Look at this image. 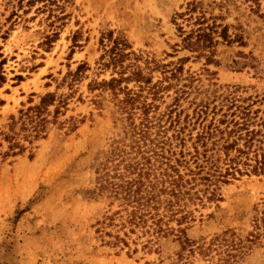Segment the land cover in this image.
<instances>
[{
    "label": "rangeland",
    "instance_id": "374dc122",
    "mask_svg": "<svg viewBox=\"0 0 264 264\" xmlns=\"http://www.w3.org/2000/svg\"><path fill=\"white\" fill-rule=\"evenodd\" d=\"M253 5L248 0H0V76L5 77L0 82V264H264V227L256 235L253 222L264 202V174L250 172L220 184L218 200L202 193L203 203L188 201L174 221L166 220L163 237L152 248L144 247L149 236L141 233L129 246L114 245L118 228L110 218L119 208L108 194H98V168L129 122L109 91L89 89L95 80L112 78L111 69L98 67L102 40L107 46H131L143 57V67L145 60L161 66L150 74L154 83L180 67L178 78L164 81L172 85L157 100L154 121L160 125L154 132L160 129L188 160L197 147L204 154L198 141L203 125L228 109L246 107L264 123V7L257 13ZM201 25H217L219 32L228 27L233 40L216 38L214 62L185 47L188 34ZM55 33L57 39L46 42ZM82 63L91 70L72 91L63 80ZM47 93L67 96V106L50 109L46 133L30 144L20 125L10 130L11 118ZM201 106L208 107L205 121L197 114ZM7 135L14 138L6 140ZM16 143L21 151L13 148ZM222 144L217 135L207 149L225 171ZM219 235L230 248L214 246L207 257L197 251ZM228 250L237 256L225 263Z\"/></svg>",
    "mask_w": 264,
    "mask_h": 264
},
{
    "label": "trees",
    "instance_id": "16d2710c",
    "mask_svg": "<svg viewBox=\"0 0 264 264\" xmlns=\"http://www.w3.org/2000/svg\"><path fill=\"white\" fill-rule=\"evenodd\" d=\"M248 1L254 4V12L260 13L264 7V0ZM218 29L217 25H201L188 34L185 47L205 56L208 62H214L213 49L218 43L216 38L220 37L228 43L233 41L228 36V27H222L220 32ZM57 37V33L47 36L46 42H54ZM3 39H7L6 36ZM102 46L104 54L98 67L100 70L111 69L112 78L95 80L89 84V89L109 91L120 112L126 114L129 126L124 137L113 141L111 150L99 164L97 192L99 195L106 193L112 197V206L118 204L119 210L110 218L112 226L118 228L117 234H112L113 244L129 246V239L134 235H138L140 239L138 233H141L149 236L144 247L152 248L163 237L164 225L174 221L187 208L188 201L203 203L202 193L207 195V200H218L220 184L228 183L229 178L246 172L264 174V123H258L251 110L246 107L236 106L234 112L230 108L219 120L215 121L213 118L209 124L203 125L198 141L206 148L205 153L201 154L197 147L195 154H191V159L188 160L186 153L181 152L180 155L172 149L169 139L161 136L160 129L154 132L160 125L154 121L155 118L159 119L155 113L158 110L157 100L162 98L161 92L172 85L166 86L164 81L178 78L181 68L171 71L170 76L166 70L162 81L154 83L150 74L161 68L156 62L145 60V67L141 66L143 57L129 45L107 46L102 40ZM90 70L88 63L80 64L75 71L68 72L63 84L67 83L68 88L73 91L74 85L82 82ZM22 79L21 76L17 77V80ZM4 80L5 77L0 76V82L4 83ZM131 83L134 84L133 87L129 86ZM181 92L183 91L178 90L177 93ZM67 99L65 95L47 93L41 97L39 104L21 110L18 119L13 116L10 130L13 132L20 125L19 130L24 133L25 140L33 143V140L42 137L47 131L50 109L56 105L67 106ZM233 106L232 103L231 107ZM197 114L205 121L209 117L208 107L201 106ZM217 135L223 139L221 150L227 164L225 171L219 165L220 159L215 154H209L207 149L208 141ZM13 136L17 138L19 135L14 133ZM13 136L7 135L5 139L12 140ZM217 143L214 140L212 144L217 147ZM13 148L20 151L23 149L17 143ZM252 155L255 164L250 163ZM202 186L205 187L203 190L200 188ZM256 211L253 222L255 234L260 235L264 227V202L262 209L257 208ZM138 239H134V242H138ZM228 243L226 237L219 235L208 246L206 243L199 245L197 251L207 257L215 251L214 246L220 248L219 246L227 244L226 247L230 248ZM224 254L225 258L222 260L225 263L237 256L233 254V250Z\"/></svg>",
    "mask_w": 264,
    "mask_h": 264
}]
</instances>
